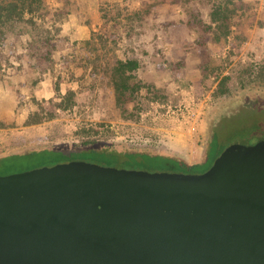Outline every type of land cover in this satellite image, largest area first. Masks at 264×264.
I'll return each instance as SVG.
<instances>
[{
	"label": "water",
	"instance_id": "obj_1",
	"mask_svg": "<svg viewBox=\"0 0 264 264\" xmlns=\"http://www.w3.org/2000/svg\"><path fill=\"white\" fill-rule=\"evenodd\" d=\"M0 264H264V138L201 173L76 159L0 176Z\"/></svg>",
	"mask_w": 264,
	"mask_h": 264
},
{
	"label": "trees",
	"instance_id": "obj_2",
	"mask_svg": "<svg viewBox=\"0 0 264 264\" xmlns=\"http://www.w3.org/2000/svg\"><path fill=\"white\" fill-rule=\"evenodd\" d=\"M156 1L0 0V81L16 80L19 75L23 77L22 82H15L16 98L12 99L13 113L23 112L19 122L15 113L16 120L12 123L0 119V128L17 127L18 124L25 127L39 126L49 122L53 124L54 131L52 142L46 147L0 156V165H13L28 160L64 163L78 159L76 156L81 153L116 156L139 154L171 162L182 173L208 170L219 156L212 157L210 154L209 135L222 117H226L224 112L221 113L222 117L217 116L208 131V167L202 162L190 164L180 154L120 152L115 147L120 144L117 141H114V145L110 143L101 148L95 147L115 137L110 123L93 122L88 118L94 114L93 110L101 101L109 96L107 91L111 93L118 108V118L126 122L141 121L142 104L145 103L144 97L142 99L143 91L150 100L149 105L168 102L160 93L165 91L161 87V80L145 84L140 79L142 63L139 52H142V47L138 42L135 43L150 27L149 18L154 16L157 5L150 2ZM181 2L171 0V4L176 6L182 5ZM183 4L189 8L186 9L188 22L198 21L204 38L209 35L211 42L216 44L231 37L236 38L240 46L244 43L241 33L233 37L232 30L234 18L244 8L243 0H184ZM117 49L123 50L122 56L118 55ZM35 62L42 68L39 75L36 73L33 81L28 83V69ZM18 72L21 74L15 75ZM260 73L261 77L254 82L264 84V67ZM217 77V85L212 92L213 103L230 98L234 91L232 74ZM47 80L54 88L48 95H42L40 85ZM23 87L27 93H22ZM85 92L90 97V107H84L81 103L80 97ZM25 94H30V97ZM77 114L82 119L73 132L75 141L67 143L71 145H51L56 138L65 140V118Z\"/></svg>",
	"mask_w": 264,
	"mask_h": 264
},
{
	"label": "rangeland",
	"instance_id": "obj_3",
	"mask_svg": "<svg viewBox=\"0 0 264 264\" xmlns=\"http://www.w3.org/2000/svg\"><path fill=\"white\" fill-rule=\"evenodd\" d=\"M183 2L184 0L180 6L171 4V0L150 2L152 5L157 4L154 8L156 10L154 16L149 18L150 27L142 33L139 39L135 40V43L138 42L142 47V52H139L142 63L139 76L145 84L156 79L161 80L163 82L161 87L165 91L162 90L160 93L164 95L163 99L167 100V103L171 102L173 106L179 105L182 100V96L176 94L178 88L191 90L192 94L200 97L202 102L196 106V110L203 113L200 126L190 135L187 131L188 124L178 128L175 125H169L168 122H161L160 119L156 121L155 118L159 114L162 115L163 111L156 112L151 108L148 103L150 100L144 91L142 99L144 97L145 103L142 104L141 113H147V116L139 122L120 120L118 108L114 104L111 93L107 91L109 96L101 101L93 110L94 114L88 118L93 122L110 123L115 137H110L95 147L101 148L110 143L114 145V141H117L120 144H116L115 147L120 152L154 155L180 154L190 164L202 162L205 166L208 164L206 162L208 131L217 116H223L221 114L223 112L226 113V117H222L209 135L212 157L220 155L236 141L264 138V84L254 82L255 79L261 77V68L264 67V0H243L244 8L232 22L233 37L241 33L240 37L242 40L245 39L241 46L236 38L232 37L217 44L211 42L209 35L204 38V34H201L199 30L198 21L188 22L186 9L189 10V8ZM117 51L118 55L122 56L123 50L117 49ZM41 68L35 62L34 66L28 69L27 78L30 80L28 83L33 81L36 73L39 75ZM55 68L58 67L55 66ZM248 68L251 70H247ZM11 72L15 71L11 70ZM19 74L21 73L18 72L15 75ZM228 74L233 75V95L228 99L213 103L212 92L217 85V75ZM16 80L0 81V112H13L12 99L16 98L14 85L15 82L23 81L22 75L17 76ZM53 88L54 85L47 80L40 85V93L48 95ZM22 93H27L25 87ZM26 97H30V94ZM80 99L84 107H90V97L86 92L81 95ZM15 113L19 122L23 112ZM81 119L79 114L65 118L66 137L63 136L65 137V140H62L63 144L71 145L67 143L75 141L73 132ZM19 126L22 125L18 124ZM41 138L42 141L45 140V136ZM191 143L194 144L190 146ZM194 151H196L195 155H193ZM188 155L195 156V158L190 160ZM76 157L106 167L182 173L179 172L178 166L171 162L139 154L116 156L81 153ZM52 165L55 164L44 160H28L13 165H0V176Z\"/></svg>",
	"mask_w": 264,
	"mask_h": 264
},
{
	"label": "crops",
	"instance_id": "obj_4",
	"mask_svg": "<svg viewBox=\"0 0 264 264\" xmlns=\"http://www.w3.org/2000/svg\"><path fill=\"white\" fill-rule=\"evenodd\" d=\"M0 119L12 123L16 120L15 113L1 111ZM53 132V124L49 122L39 126L0 128V156L46 147L52 139ZM41 136H45V140L42 141ZM51 145L54 147L63 145L62 139L56 138Z\"/></svg>",
	"mask_w": 264,
	"mask_h": 264
},
{
	"label": "built area",
	"instance_id": "obj_5",
	"mask_svg": "<svg viewBox=\"0 0 264 264\" xmlns=\"http://www.w3.org/2000/svg\"><path fill=\"white\" fill-rule=\"evenodd\" d=\"M176 94L177 96H182V100L177 106H173L171 102L166 104L151 103V108L155 109L156 112L163 111V114H159L155 120L157 121L160 119L161 122H168L169 125H175V127L178 128H180L181 125L186 126L188 124L187 131L191 135L203 121V113L200 110H196V106L201 104L202 99L192 94L191 90H184L181 88H178ZM145 116H147V113H142L141 119H144ZM193 144L191 143L190 146ZM195 153L196 151L193 152V155H195ZM190 155H188V158L193 160L195 156L190 157Z\"/></svg>",
	"mask_w": 264,
	"mask_h": 264
}]
</instances>
